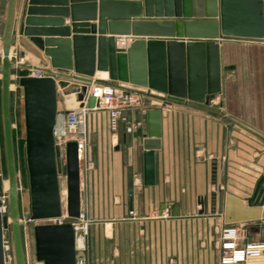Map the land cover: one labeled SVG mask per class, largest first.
<instances>
[{
  "label": "water",
  "instance_id": "water-1",
  "mask_svg": "<svg viewBox=\"0 0 264 264\" xmlns=\"http://www.w3.org/2000/svg\"><path fill=\"white\" fill-rule=\"evenodd\" d=\"M42 1L51 0H27L24 18L17 31H14L17 0L6 1L5 14L0 19L3 23L0 35L1 115L12 251L14 264H26L10 116L14 63L9 53L16 45L21 57L28 52L37 59V64L24 62L17 66L41 73L18 78L23 98V149L29 219L55 220L33 226L34 257L41 264H75L73 227L69 221H59L64 210L59 186L61 157L52 133L58 88L69 86L70 80L80 81L77 97L82 100L91 83L113 85L171 102H183L187 98L202 108L220 112L219 106L209 104V98L220 89L218 46L212 40L222 37L263 42L264 0H89L84 3L70 0V4L67 0H56L59 1L56 5L62 6H36L49 5ZM36 13H55L57 17L37 18L33 16ZM67 14L71 15L70 26L63 24V17ZM91 19H97V24H91L88 21ZM70 32L75 34L69 39L40 37L43 34L69 36ZM106 33L109 36H104ZM114 34L132 35L135 39L127 48L118 47ZM141 36L148 39L143 40ZM154 48L162 51L158 64L154 60ZM176 50L181 51L178 61L172 60V53ZM95 69L107 71L108 78H95ZM191 70L196 77L193 81ZM95 104L96 98L90 95L87 106ZM150 112H153L151 121L157 125L160 111L154 109ZM150 128L143 140L144 185L154 183V150L160 147L157 127L154 130ZM65 168L66 215L78 218L81 195L78 145L75 141L66 144ZM169 207L171 216L180 215L179 205L169 202L161 204L158 215ZM2 211L0 264H5L6 208ZM261 218H264V169L250 198L244 201L226 194L224 203L225 223Z\"/></svg>",
  "mask_w": 264,
  "mask_h": 264
},
{
  "label": "crops",
  "instance_id": "crops-1",
  "mask_svg": "<svg viewBox=\"0 0 264 264\" xmlns=\"http://www.w3.org/2000/svg\"><path fill=\"white\" fill-rule=\"evenodd\" d=\"M4 1L0 0V19L4 15ZM67 1L70 4V0ZM76 1L89 2V0ZM42 2L49 5L36 6L51 8L62 6L56 5L59 4L56 0ZM26 3L27 0H17L18 14L14 21V31L18 30L24 18ZM50 14L36 13L33 16L57 17L55 13ZM63 18L64 26H70L71 15L67 14ZM88 21L97 24V19ZM35 26L43 27V25ZM2 29L3 23L0 21V35ZM74 34V32H70L69 36L43 34L40 37L69 39ZM94 35L98 36V33ZM104 36L109 34L106 33ZM114 36L116 40L117 36L122 35L114 34ZM125 36L130 38L129 44L135 39L132 35ZM141 39L147 40L148 37L141 36ZM213 41L218 46L220 89L209 98V104L219 106L220 112L202 108L187 98L183 102L170 101V106L167 107L164 106L165 100L155 96H145L144 102L148 106L145 114L140 113L137 108L123 110L122 116L125 120L119 122L115 132L107 136L102 134L99 137L100 142L88 144L86 157L89 163L98 164L99 171L102 172L99 177L100 182L104 179H112V185L108 186L104 183L99 191L94 190V193L106 196L117 195L120 202H114V205H117L115 209L133 211V214L137 212L138 215L117 221H90L83 241L86 264H188L189 220L186 217L191 211L214 210L219 205L223 211L222 219L208 220V225H214L217 234L209 232L208 238L205 231H201L202 241L197 246V251L200 253L197 259L200 264H204L210 246L215 250L214 252L219 253L220 258L219 229L222 226H237L241 244L249 241L243 238L245 233L251 231L252 226H255L254 232L258 239H264V232L260 234V231L264 230V218L235 223L224 222L225 195L231 194L246 201L252 196L256 182L264 169V42L222 37ZM24 55L26 63L37 64V59L31 54L25 52ZM18 69L24 70V73L19 74ZM96 71L97 69L95 73ZM14 72L18 74L17 78L35 74L34 70L25 67L14 68ZM71 72L75 73L73 70ZM155 72H157L156 67ZM195 78L191 70L192 81ZM73 83V80H70L69 86ZM58 91L57 110H64L67 107L60 108ZM69 94L74 95L77 105L76 94ZM70 95L66 100L71 103ZM153 104L156 105L151 107L150 105ZM154 109L160 111L157 125H154L150 119L153 112L149 114V110ZM128 121L134 125L131 131L126 129ZM11 123L12 132L17 130L16 136L24 140L21 90L14 94ZM154 127H157L159 132L160 144V147L154 150V183L144 185L142 184L143 140L147 137L149 128L154 130ZM109 148H114L115 151L110 152ZM103 172L106 173L104 177ZM108 172H110L109 176ZM83 187L81 179V208L83 193L88 191L87 186L85 190ZM92 189L89 188L90 191ZM221 194L222 202H220ZM205 196L206 201H199V198ZM164 202H169L171 205L178 204L180 215L166 214L170 211V207L164 208L162 215H158V210ZM107 204L105 202V208L101 206V209H107ZM195 220L197 223L202 222L201 219ZM35 224L39 223L35 222L31 225V234ZM108 225L112 228L111 236L106 233ZM174 226L181 228L178 229L177 234L176 231L174 232ZM163 227L170 230H162ZM32 239L34 242L33 235ZM208 239H212V242ZM25 244L27 247L32 245L28 239ZM35 264L41 263L35 260Z\"/></svg>",
  "mask_w": 264,
  "mask_h": 264
},
{
  "label": "rangeland",
  "instance_id": "rangeland-1",
  "mask_svg": "<svg viewBox=\"0 0 264 264\" xmlns=\"http://www.w3.org/2000/svg\"><path fill=\"white\" fill-rule=\"evenodd\" d=\"M6 1L3 2L4 4V14L6 10ZM4 16V15H3ZM221 38V37H219ZM218 39V38H216ZM211 40V39H210ZM214 40V39H213ZM212 40V41H213ZM18 73L22 74L24 73V70L18 69ZM11 89H10V116L12 115V110L14 106V94L19 93L22 88L18 85V78L17 75L14 72V69L11 71ZM73 84L71 86H67L66 88H63V90L59 89L58 91V100H59V106L60 108L66 106L67 108L75 106L74 101V95H70L69 93H74L79 88V84H81L80 81L73 80ZM18 86V87H16ZM19 90V91H18ZM1 93V91H0ZM71 96V103L68 102L66 99H68L67 96ZM66 100V102H65ZM146 103V102H144ZM149 105V104H148ZM156 104L150 105L151 107H154ZM106 114V115H105ZM86 128H87V144L86 148H88V144L93 142H100L99 137L100 135H109L111 132H113L110 129V122L107 112L104 109H93L89 110L86 115ZM2 115H1V94H0V185L2 188V194L4 193L3 190L7 188L8 181H7V166H6V159H5V150H4V136H3V126H2ZM121 122V119L119 120ZM16 129V127L14 128ZM17 131V130H15ZM13 132V149H14V158H15V165H16V174H17V186H18V199H19V214H20V221H21V231H22V238L24 243V250H25V257H26V264H35V257H34V242L32 239V229L31 225L35 222L38 223H49V222H55L54 219H43V220H30L28 221L27 218L29 217L28 213V194H27V186H26V171L24 167V140L19 139L16 136V132ZM108 149V146H107ZM110 152L115 151L114 148H109ZM61 157V166L59 168V186L62 190V203L64 206L63 215L61 217L62 221H69L70 223L72 221H77L80 219V216L78 218H69L66 215L65 211V200H66V168H65V154L62 152L60 153ZM111 166V164H108ZM79 172H80V182L82 179V185L84 186L83 189H87L83 193V205L80 210V213H82V219H85L88 221V224H90V221H97V222H107V221H117L122 220L123 218H132L137 214L135 212L134 214L131 211H124V210H117L115 207L117 205H114L117 202H120L119 196L117 195H102L99 193H94V190L96 192L99 191L100 186L102 184L106 183L108 186L112 185V179H104L100 182V173L99 166L96 163H89L88 159H80L79 161ZM103 172V177H104ZM108 176L110 175V172L107 173ZM99 179V180H98ZM143 184V180H142ZM87 186V187H86ZM92 187V191L89 190L90 187ZM93 192V193H91ZM0 195V205H2V200ZM5 202L3 203L6 205V215H7V227L4 229V239L7 241V248L5 250V264H14V257H13V251H12V238H11V229H10V221H9V213H8V198L7 193L5 192ZM117 197V198H116ZM106 198V199H105ZM206 196L199 198V201H206ZM223 196L220 195V202H222ZM105 202L107 204V209H101V206L105 208ZM115 202V203H114ZM103 203V204H102ZM222 207L219 205L214 210H195L191 211L189 215L186 217L188 221V228H189V244H190V259L188 264H200V262L197 259V255L200 254L197 251V246L199 245V242L202 241L201 234H203L201 231H205L206 237L209 238V232H213L215 235L217 234L215 231L214 225H208V220H211L212 218H215V220H220L223 217V211L221 210ZM4 212L2 211V214ZM148 214V212H146ZM156 214V213H153ZM170 216L169 211L167 213ZM167 215V216H168ZM195 219H201L202 222L197 223ZM195 220V221H193ZM179 227V228H178ZM174 226V232L176 231V234L178 232V229L181 230L180 226ZM253 228L251 231L247 234L245 233V237L243 239L246 240H261L258 239L259 237L255 234V226H252ZM89 228V225H88ZM106 233L109 235L111 234V227L108 225L106 227ZM169 229V228H168ZM166 227H163L162 230H168ZM170 230V229H169ZM172 230V229H171ZM88 232V230H87ZM264 230L262 229L260 231V234H263ZM199 236L197 237V235ZM111 236V235H110ZM26 239L30 240L31 246H26L25 242ZM264 240V239H262ZM207 241V238L205 239ZM209 242H212V239H208ZM214 245V244H213ZM85 246V243H84ZM84 251V250H83ZM213 248L210 246V251L208 250L207 258L204 262V264H218L219 259V253L214 252ZM174 257V256H172ZM210 258V259H208ZM217 259V260H216ZM264 261V258L262 259ZM202 264V263H201Z\"/></svg>",
  "mask_w": 264,
  "mask_h": 264
},
{
  "label": "built area",
  "instance_id": "built-area-1",
  "mask_svg": "<svg viewBox=\"0 0 264 264\" xmlns=\"http://www.w3.org/2000/svg\"><path fill=\"white\" fill-rule=\"evenodd\" d=\"M130 38L122 35L116 37V45L118 47H126L129 45ZM264 42V41H263ZM9 57L14 63V68H17L19 63L25 62V55H19L17 47H11ZM33 75H40L39 72L34 71ZM60 89V88H58ZM78 90L74 93L78 94ZM90 95L96 98L97 104L93 107L87 106V100ZM146 95L141 92L121 88L113 85H96L89 84L87 91L84 93L83 99H77V105L66 108L64 110H57L55 123L53 126V138L56 145L60 149V153L65 154L66 144L69 141H75L78 145V158L85 159L86 157V144H87V128H86V115L89 110L104 109L109 117L110 129L115 132L118 128L119 120L125 118L122 116L123 110L127 108H137L140 113L145 114L148 106L144 103ZM170 101L165 100L164 106L169 107ZM126 129L131 131L133 123L128 121ZM1 180V179H0ZM1 196L2 205H0V212L6 208L5 191L3 190ZM132 212V211H131ZM30 221L29 217L27 218ZM62 222V219H59ZM71 225L75 235V264H86V257L83 253L84 250V236L88 230V221L80 219L72 221ZM79 239L82 240V245L78 244ZM4 247L7 246V241L3 236ZM219 249L220 258L218 264H264V240H249L242 244L240 243L239 229L237 226L226 225L219 229Z\"/></svg>",
  "mask_w": 264,
  "mask_h": 264
},
{
  "label": "bare ground",
  "instance_id": "bare-ground-1",
  "mask_svg": "<svg viewBox=\"0 0 264 264\" xmlns=\"http://www.w3.org/2000/svg\"><path fill=\"white\" fill-rule=\"evenodd\" d=\"M153 54H154V60H155L156 64H158V62L160 61V55L162 56V51H160V49H158V48L157 49L154 48ZM180 55H181V51L180 50L174 51V53H172V60H177V58H179ZM156 67H157V65H156ZM155 76H156V78H158V76H159L158 70H157V72H155ZM95 78L106 79V78H108V72L107 71H102V70H97L96 73H95ZM60 193L62 194V190L61 189H60ZM78 244L82 245V240L81 239H79Z\"/></svg>",
  "mask_w": 264,
  "mask_h": 264
},
{
  "label": "trees",
  "instance_id": "trees-1",
  "mask_svg": "<svg viewBox=\"0 0 264 264\" xmlns=\"http://www.w3.org/2000/svg\"><path fill=\"white\" fill-rule=\"evenodd\" d=\"M1 123H2V121H1ZM12 137H13V132H12Z\"/></svg>",
  "mask_w": 264,
  "mask_h": 264
}]
</instances>
